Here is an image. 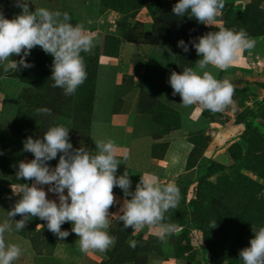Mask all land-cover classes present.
Here are the masks:
<instances>
[{
    "label": "rangeland",
    "instance_id": "1",
    "mask_svg": "<svg viewBox=\"0 0 264 264\" xmlns=\"http://www.w3.org/2000/svg\"><path fill=\"white\" fill-rule=\"evenodd\" d=\"M175 3H29L30 10L42 6L67 11L71 22L84 23L96 40L91 52L82 53L87 78L72 95L52 87L53 57L40 46L25 57L32 67L0 71V219L20 198L12 186L32 183L15 176L18 161L34 155L23 150L24 139L43 136L53 124L70 128L73 148L95 152V140L112 139L118 150L130 154L118 165L117 175L128 171L131 189L141 174L151 173L174 182L181 199L165 213V222L177 226L174 234L160 240L152 226L132 230L111 217L108 232L115 243L104 252H81L71 222L61 225L69 235L60 239L46 221L30 218L24 229L5 234L6 241L22 248L13 264H242L239 251L249 245L252 226H264V0H224L217 28L244 30L255 46L243 50L225 70L208 67L234 86L233 105L215 113L200 105L186 108L179 94L172 95L171 71L195 67L199 59L191 40L217 30L188 15L175 16ZM0 11L11 19L20 8L13 0H0ZM181 38L189 51L177 46ZM12 58L18 61L20 56ZM42 107L51 112L38 113ZM115 114L122 118L112 119ZM59 155L47 163L54 167ZM112 191L122 203V189L114 186ZM109 212L118 213L119 204ZM132 240L135 247L129 245Z\"/></svg>",
    "mask_w": 264,
    "mask_h": 264
},
{
    "label": "clouds",
    "instance_id": "2",
    "mask_svg": "<svg viewBox=\"0 0 264 264\" xmlns=\"http://www.w3.org/2000/svg\"><path fill=\"white\" fill-rule=\"evenodd\" d=\"M30 2L33 0H13L20 12L11 19L0 11V71L18 72L32 67V62L25 57L33 47L40 46L53 57L52 87L72 95L87 78L82 53L91 52L96 37L84 23L73 24L67 11L42 6L30 10ZM223 6L224 0H176L172 12L177 17L188 15L217 28L215 22ZM191 44L199 59L195 67L171 71L168 83L172 95L179 94L180 104L186 108L200 105L213 113L223 111L233 105L234 86L207 69L231 67L243 50L254 48L255 40L244 30L220 26L191 40ZM177 46L189 51L188 43L182 38ZM14 55L20 59H13ZM37 112L49 114L51 110L42 107ZM69 129L53 124L43 136L24 139L23 150L34 155L30 160L18 161L15 176L18 181L23 178L32 183L12 186L13 194H20V198L6 212V218L0 219V264H13L22 254L21 246L6 241L5 234L24 229L33 217L46 221L47 229L60 239L69 235V230H62L61 225L71 222V231L79 238V249L85 253L90 249L104 252L115 243V237L108 232L111 217L132 230L152 226L160 240L176 232V224L165 222V213L176 208L181 199L180 189L174 182H163L156 174H141L135 189H131L129 172L124 170L117 175L118 165L129 159L126 149L118 150L112 139L95 140V152L83 146L73 148ZM58 153V162L51 167L47 162ZM43 185L57 199L48 198ZM114 186L123 191L122 203L114 196ZM114 204H119L118 213L109 212ZM17 214L21 218L13 219ZM251 230L249 245L240 249L239 259L242 264H264V226H252ZM129 245L135 247L136 241H129Z\"/></svg>",
    "mask_w": 264,
    "mask_h": 264
},
{
    "label": "crops",
    "instance_id": "3",
    "mask_svg": "<svg viewBox=\"0 0 264 264\" xmlns=\"http://www.w3.org/2000/svg\"><path fill=\"white\" fill-rule=\"evenodd\" d=\"M241 55H242V52L240 53V55H239L237 60L240 59ZM119 117L122 118V115L121 114H115V115H113L112 119H117ZM44 188L47 190V187L44 186ZM65 192H66V190H65Z\"/></svg>",
    "mask_w": 264,
    "mask_h": 264
}]
</instances>
